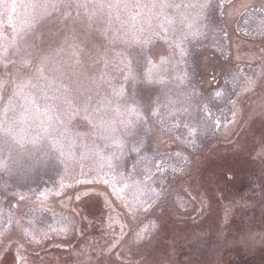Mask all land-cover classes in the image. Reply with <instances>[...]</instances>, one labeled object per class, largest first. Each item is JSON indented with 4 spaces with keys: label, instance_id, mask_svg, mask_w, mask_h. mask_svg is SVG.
<instances>
[{
    "label": "rangeland",
    "instance_id": "rangeland-1",
    "mask_svg": "<svg viewBox=\"0 0 264 264\" xmlns=\"http://www.w3.org/2000/svg\"><path fill=\"white\" fill-rule=\"evenodd\" d=\"M0 264H264V0H0Z\"/></svg>",
    "mask_w": 264,
    "mask_h": 264
},
{
    "label": "snow or ice",
    "instance_id": "snow-or-ice-1",
    "mask_svg": "<svg viewBox=\"0 0 264 264\" xmlns=\"http://www.w3.org/2000/svg\"><path fill=\"white\" fill-rule=\"evenodd\" d=\"M217 96H219V95H221V93L220 92H217V94H216ZM147 229H145V231H146ZM142 233H140V234H138V236H137V238L138 239H140V238H142Z\"/></svg>",
    "mask_w": 264,
    "mask_h": 264
}]
</instances>
